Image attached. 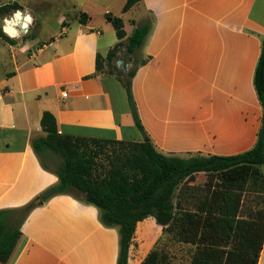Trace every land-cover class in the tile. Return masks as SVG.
<instances>
[{"label":"crops","instance_id":"obj_1","mask_svg":"<svg viewBox=\"0 0 264 264\" xmlns=\"http://www.w3.org/2000/svg\"><path fill=\"white\" fill-rule=\"evenodd\" d=\"M125 2L71 0L68 5L59 0L64 10L56 19L57 31L40 29L36 4L31 25L39 37L22 46L0 37V210L21 208L57 183L54 168L43 169L32 147L43 136V112L53 115L59 134L147 139L164 156L230 157L254 146L261 106L253 74L264 37V3L140 0L124 12ZM81 13L88 17L85 23L79 21ZM106 14L122 20V42L135 27L151 21L138 52L149 59L131 82L143 132L134 126L121 83L106 70L95 69L96 56L105 57L119 41ZM116 61L118 72L121 63L130 65L125 49ZM259 170L264 177V163ZM227 175L198 172L193 180H184L171 197L173 214L182 219L183 212L220 206L229 184L239 181ZM236 192L239 218L248 219V209L253 211L244 205L249 193ZM181 224L174 222L164 232L152 216L138 221L128 264H142L153 250L165 263L182 259L190 264L195 245L180 241L187 236ZM118 239V228L102 225L98 209L81 195H57L29 212L10 259L0 264H116ZM257 264H264V242Z\"/></svg>","mask_w":264,"mask_h":264},{"label":"trees","instance_id":"obj_2","mask_svg":"<svg viewBox=\"0 0 264 264\" xmlns=\"http://www.w3.org/2000/svg\"><path fill=\"white\" fill-rule=\"evenodd\" d=\"M139 1L126 0L123 11ZM18 7L13 2L0 7V12ZM87 19L86 14H80V23ZM105 19L119 41L105 57L96 56L95 69L106 70L121 83L134 126L143 132L131 82L138 67L149 59L137 61V55L150 32L151 21L135 27L127 41L122 42L125 37L122 20L111 14H106ZM0 37L11 45L15 43L1 28ZM122 49L130 64L124 75L115 65ZM253 87L261 106L256 142L249 150L230 157L179 158L158 153L147 139L128 142L63 135L58 133L53 115L43 112L40 120L43 136L33 140L32 147L43 169H51L47 163L51 157L59 158L53 169L57 183L21 208L0 210V262L10 259L20 238L21 223L33 208L57 195H81L85 203L98 209L102 225L118 228L116 264H128V249L136 224L149 216L154 217L164 232H170L174 222L182 221L187 236L180 241L195 245L190 264H257L264 242V177L259 170L264 163V37L253 74ZM223 171L228 174L240 171L245 177L236 181L237 185L229 184L220 206H207L195 213L183 212L182 219L173 214L171 197L180 183L193 180L198 172ZM236 191L261 195L260 205L252 213L248 209V219L239 218L241 198ZM216 194L214 192L211 198ZM232 241L235 244L230 246ZM142 264H164V258L153 250Z\"/></svg>","mask_w":264,"mask_h":264},{"label":"rangeland","instance_id":"obj_3","mask_svg":"<svg viewBox=\"0 0 264 264\" xmlns=\"http://www.w3.org/2000/svg\"><path fill=\"white\" fill-rule=\"evenodd\" d=\"M65 4H70L71 0H61ZM18 3H20L21 6L18 8H11L6 11L0 12V28L4 25V20L10 18L13 13L16 10H20L22 13H29L31 15L32 11H34V5H39V22H40V29L42 31H50L59 29V26L56 24V19L60 15V13L64 10V7L59 3V0H17ZM13 2H10L9 0H0V7L6 5V4H12ZM264 3V0H258L257 5ZM146 19H148V16L146 15ZM75 25V24H74ZM129 28H127V31ZM38 30L36 29V26H32L31 24L28 27V30L26 33H22L16 37H14L15 41L19 43L20 46L24 45L25 43L31 41L35 35L38 36ZM142 59L141 56L137 55V61H140ZM120 69V72L124 75L130 65H127L125 62L121 63L118 66ZM59 162V158L51 157L47 163L50 168H54L55 165ZM229 179H235L237 180H243L245 175L241 173L240 171H234L233 173H230L227 175ZM249 194L246 195V198L248 196V199L245 198L244 205L251 207L253 210L256 209L257 206L260 205V202L262 201L260 198V194L257 192H248ZM182 251V250H181ZM182 260V259H181ZM181 260L179 261V264H182ZM164 264H169L168 260Z\"/></svg>","mask_w":264,"mask_h":264},{"label":"water","instance_id":"obj_4","mask_svg":"<svg viewBox=\"0 0 264 264\" xmlns=\"http://www.w3.org/2000/svg\"><path fill=\"white\" fill-rule=\"evenodd\" d=\"M31 22L32 17L29 13H22L20 10H16L10 18L4 20L1 30L8 37L14 38L22 33H26ZM119 62V60L116 61L117 64Z\"/></svg>","mask_w":264,"mask_h":264},{"label":"built area","instance_id":"obj_5","mask_svg":"<svg viewBox=\"0 0 264 264\" xmlns=\"http://www.w3.org/2000/svg\"><path fill=\"white\" fill-rule=\"evenodd\" d=\"M62 96H64V97H65V96H66V94H63Z\"/></svg>","mask_w":264,"mask_h":264},{"label":"bare ground","instance_id":"obj_6","mask_svg":"<svg viewBox=\"0 0 264 264\" xmlns=\"http://www.w3.org/2000/svg\"><path fill=\"white\" fill-rule=\"evenodd\" d=\"M21 18H22V16H21Z\"/></svg>","mask_w":264,"mask_h":264}]
</instances>
